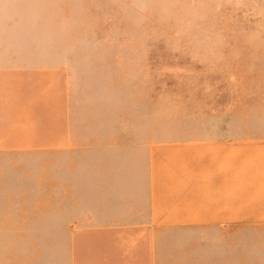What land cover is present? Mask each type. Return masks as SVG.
Here are the masks:
<instances>
[{
	"label": "rangeland",
	"instance_id": "obj_1",
	"mask_svg": "<svg viewBox=\"0 0 264 264\" xmlns=\"http://www.w3.org/2000/svg\"><path fill=\"white\" fill-rule=\"evenodd\" d=\"M15 72L31 78L4 81L0 135L31 146L0 144V264H53L88 210L134 205L147 145L214 137L232 95L264 94V0H0ZM238 233L234 263L221 232H144L139 264H264Z\"/></svg>",
	"mask_w": 264,
	"mask_h": 264
},
{
	"label": "crops",
	"instance_id": "obj_2",
	"mask_svg": "<svg viewBox=\"0 0 264 264\" xmlns=\"http://www.w3.org/2000/svg\"><path fill=\"white\" fill-rule=\"evenodd\" d=\"M56 77L52 72L51 79ZM8 78L20 83L31 74L0 73V90ZM228 102L216 110L214 128L202 133L214 137L147 145V174L139 179L134 205L88 210L85 226L79 219L69 224L67 255L53 264H139V242L152 237L144 232L160 231L221 232L231 247V261H225L234 263L238 232H248V262H256V246H264V239H257L264 233V94L232 95ZM53 136L46 147L57 144ZM27 137L17 128L8 137L0 135V144L29 147ZM80 228L88 232L87 241L81 240ZM38 258L32 264H49L47 255Z\"/></svg>",
	"mask_w": 264,
	"mask_h": 264
}]
</instances>
